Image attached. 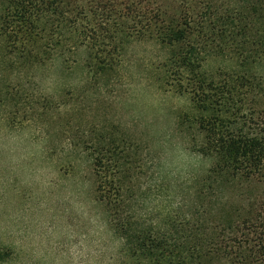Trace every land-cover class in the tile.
Masks as SVG:
<instances>
[{
    "label": "rangeland",
    "instance_id": "374dc122",
    "mask_svg": "<svg viewBox=\"0 0 264 264\" xmlns=\"http://www.w3.org/2000/svg\"><path fill=\"white\" fill-rule=\"evenodd\" d=\"M45 44L34 60L0 35V264H133L122 225L166 231L195 205L211 166L200 113L165 84L169 48L154 40L124 42L98 74L87 47ZM201 70L264 80V60Z\"/></svg>",
    "mask_w": 264,
    "mask_h": 264
},
{
    "label": "trees",
    "instance_id": "16d2710c",
    "mask_svg": "<svg viewBox=\"0 0 264 264\" xmlns=\"http://www.w3.org/2000/svg\"><path fill=\"white\" fill-rule=\"evenodd\" d=\"M0 35L34 60L43 41L51 51L85 46L97 74L133 38L169 48L165 84L200 113L196 152L211 166L176 225L121 226L132 262L264 264V80L245 72L215 81L201 70L218 55L246 66L264 60V0H0Z\"/></svg>",
    "mask_w": 264,
    "mask_h": 264
}]
</instances>
